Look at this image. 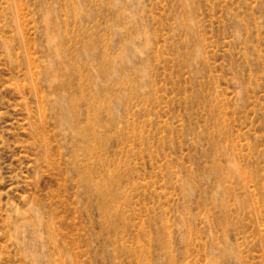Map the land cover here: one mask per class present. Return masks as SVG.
I'll return each instance as SVG.
<instances>
[{
	"label": "rangeland",
	"instance_id": "1",
	"mask_svg": "<svg viewBox=\"0 0 264 264\" xmlns=\"http://www.w3.org/2000/svg\"><path fill=\"white\" fill-rule=\"evenodd\" d=\"M0 264H264V0H0Z\"/></svg>",
	"mask_w": 264,
	"mask_h": 264
},
{
	"label": "bare ground",
	"instance_id": "2",
	"mask_svg": "<svg viewBox=\"0 0 264 264\" xmlns=\"http://www.w3.org/2000/svg\"><path fill=\"white\" fill-rule=\"evenodd\" d=\"M72 104H74V102H73ZM76 105H77V104H76ZM73 106L75 107V105H73ZM73 106H72V107H73ZM72 107H71V108H72ZM72 109H73V108H72ZM74 110H75V109H74ZM74 110H73V111H74ZM83 131H84V130H83ZM83 131L81 132L82 134H83ZM84 132H85V131H84Z\"/></svg>",
	"mask_w": 264,
	"mask_h": 264
}]
</instances>
